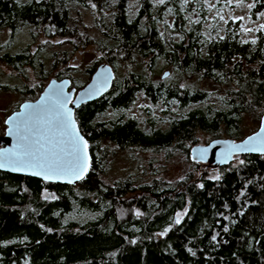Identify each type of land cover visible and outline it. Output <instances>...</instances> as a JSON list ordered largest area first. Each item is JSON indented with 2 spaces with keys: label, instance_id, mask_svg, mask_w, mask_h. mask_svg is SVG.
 Segmentation results:
<instances>
[{
  "label": "trees",
  "instance_id": "1",
  "mask_svg": "<svg viewBox=\"0 0 264 264\" xmlns=\"http://www.w3.org/2000/svg\"><path fill=\"white\" fill-rule=\"evenodd\" d=\"M138 1L144 5L141 11L161 17L151 12L152 0ZM128 2L0 0V30L11 36L28 35L31 26L47 38L69 39L73 52L94 45L101 55L84 67L83 80L73 74L77 69L69 65L71 53L35 52L27 43L10 51L5 44L0 49L3 64L24 74L31 67L38 77L27 86V99L38 98L50 77H69L79 89L101 62L109 63L115 74L104 95L75 110L91 157L79 183H52L0 170V264H264V154H237L229 164L214 165L217 176L196 167L175 182L157 175L154 167L148 178L132 171L116 179L106 176L120 150L178 151L191 159L190 148L202 143L200 133L205 142L242 140L245 116L259 128L264 29L245 39L240 21L229 19L218 34L217 25H203L209 15L206 0H164L156 12L165 10L176 20L188 11L195 19L174 21L180 35L174 39L166 22L161 33L158 21H133ZM77 4L98 13L99 39L83 30L80 10V16L72 14ZM250 11L253 19L263 13L264 0H251ZM159 59L180 76L205 80L213 89L194 80L182 85L169 76L153 78ZM139 94L151 102L161 100L163 114L151 116L147 110L149 117L143 119L127 114ZM211 96L219 104L210 103ZM110 111L114 115L106 117ZM74 212L85 216L79 219Z\"/></svg>",
  "mask_w": 264,
  "mask_h": 264
},
{
  "label": "rangeland",
  "instance_id": "2",
  "mask_svg": "<svg viewBox=\"0 0 264 264\" xmlns=\"http://www.w3.org/2000/svg\"><path fill=\"white\" fill-rule=\"evenodd\" d=\"M157 1V0H153ZM138 0H129V7L132 10L138 6ZM221 2L219 8L216 7V4ZM206 6L209 8V15L206 17V21L204 22V26L206 25V29L208 26H211L213 28L214 25H217L219 28L217 29L218 34L220 33L219 29H223L222 27L225 25V22L229 19H236L240 21V24L242 25V37L245 39H251L255 37V32L258 28H260V25H264V11L263 13H259L255 19H253L250 14V7L251 0H206ZM74 5V4H73ZM75 6V5H74ZM75 9L72 10V14L74 16H80L84 19L83 23L85 25V32L89 34L90 36H94V38H100L102 36L103 31L98 29L95 26V21H91L93 17L97 18L96 15L98 13H95L94 7L91 6H83L79 5ZM78 13L80 15L77 14ZM168 20H170L171 14L168 13ZM223 16V19H220V17ZM238 17H242L243 19H237ZM170 29H172V21H165ZM159 32L162 33L164 30L163 24L158 23ZM246 29H251V31H246ZM37 32L36 38L32 35ZM27 32L26 33H18L15 36H11L8 30L1 29L0 30V49H2L5 44H9L10 51L15 50L17 48L23 47L26 43L28 47H31V51L40 52L44 50L45 52H52L56 50H60V52H66V54H70L71 59L69 60V65H72L73 68H76L77 70L73 72L74 76L79 77L80 79H86L87 75L84 73V67L87 66V64L94 61L96 58H100V53L98 50L94 47V45H89L87 48H81L76 49L74 52L72 51L73 43L69 39L62 38V37H53V38H47L44 34V32L39 31L38 29H34V27L27 26ZM174 35V39H178L180 37L179 34H177L176 31ZM50 59V58H49ZM49 59H47L49 61ZM3 60L0 59V82H9L10 84L15 85L16 83L22 84L20 85L25 92H27V86L32 85L35 82H37L38 77L35 74V70H33L31 67H26V75H20L19 78H15L13 75L11 76L12 72H17L14 69H11L10 67L6 66L2 62ZM47 63V62H46ZM157 66L155 69H153L151 76L156 79H162V74L165 70H169V74L166 77H170L169 79L172 80H179V83L189 84L191 81H193V78H185L183 76H180L179 74L175 73L172 70V66L167 65L165 62H162L161 59L157 61ZM47 68L49 70V67L47 65ZM124 72L125 68H121L120 72ZM11 72V73H10ZM51 78V77H50ZM163 78V79H164ZM181 78V80H180ZM50 79H48L49 81ZM196 84L200 85L201 87H206L208 89H213L212 85L209 84L207 81H202L199 79L194 80ZM20 97L16 94L15 91L6 90V89H0V133H4L6 122L5 118L8 115L9 112H11V109L13 108L16 101H18ZM210 103H217L219 104V100L214 96H211V98L208 100ZM194 104L190 106H186V109H190L193 107ZM165 105L162 103L161 100H158L156 102H151V100L147 97H145L142 94H139V96L136 98V101L134 102V105L132 108H130L127 112V114L134 115L135 117H138L139 119H143L146 115L147 117V110H149V113L151 116L156 115L160 116L163 114V109ZM173 109H175V106H172ZM185 109V110H186ZM13 110V109H12ZM114 115L112 111L108 113V116ZM164 123V122H163ZM243 128L241 131L246 132L247 134L255 131L256 125L253 124L250 117L245 116L242 121ZM245 134V135H247ZM199 140L203 144L207 143L205 142L206 136L203 135V133H200L198 135ZM116 159L112 160L110 162L109 170L106 173V176L108 178H117V176L124 175L126 172H136L138 175L144 173V178H148L149 174H151V171L157 169L158 173L157 175H160L161 177L167 179V181L175 182L178 179H181V176L185 173L187 170L193 171L194 168L198 167L196 171L204 172V174L209 173L212 176H217L218 171L217 167H215L213 164L203 162V161H195L188 159L186 155L183 153H178V151H153L151 148L147 150L140 149H124L118 151V154L116 155ZM180 218H182L183 211L178 213ZM177 214V215H178ZM74 217H78L81 219V217L85 216V212H74L72 213Z\"/></svg>",
  "mask_w": 264,
  "mask_h": 264
},
{
  "label": "water",
  "instance_id": "3",
  "mask_svg": "<svg viewBox=\"0 0 264 264\" xmlns=\"http://www.w3.org/2000/svg\"><path fill=\"white\" fill-rule=\"evenodd\" d=\"M114 69L107 62H101L96 66V70L92 73L88 83L84 84L79 89H76L72 85V81L69 77L61 78H50L47 85H45L42 91L39 93L38 98L36 99H27L22 101L18 108L6 116L5 122L6 127L2 136H0V150L2 149H11L15 150L17 148V137L14 132V127L18 123V118L26 112V105H32L34 107L46 106L48 101L49 94L58 88H62L64 95L69 98L70 102L67 104V109L71 112V121L74 123L75 130L78 132L79 136L83 137L84 141H87L86 149V163L87 170L84 175L88 172L90 165V152L89 144L87 138L84 136V133L81 132L78 120L75 119V110L79 107L80 104L84 102H89L97 99L105 94V92L112 86L114 82ZM169 74V70H165L162 74V78ZM251 138V139H250ZM31 140L38 149L42 151H51L59 152L66 146L65 138L61 131L53 126H50L47 123L39 122L35 125L33 133L31 134ZM248 142L249 145H255L258 150L254 151H238L236 146L245 145ZM189 153L191 154V160L203 161L213 165L223 166L227 163H231L234 155L243 153H253L264 154V115L261 116L260 126L254 132L245 135L242 140H236L234 138L228 137H217L213 138L209 142L197 143L194 144ZM1 171H8L14 174H25L27 176H33L40 178V180L60 182V183H70L75 184L79 183L80 179H71L69 177H61L59 179H44L43 176L33 175L32 173L35 169H25L23 171H14L11 166L0 168ZM84 177V176H83Z\"/></svg>",
  "mask_w": 264,
  "mask_h": 264
},
{
  "label": "snow or ice",
  "instance_id": "4",
  "mask_svg": "<svg viewBox=\"0 0 264 264\" xmlns=\"http://www.w3.org/2000/svg\"><path fill=\"white\" fill-rule=\"evenodd\" d=\"M163 2L164 0H160V3ZM220 19H223V16ZM237 19L243 18L238 17ZM260 28L264 29V25H260ZM246 31H251V29H246ZM69 102L63 89L58 88L49 94L46 106L26 105V112L18 118V123L14 127L17 148L0 150V168L11 166L14 171L35 169L32 174L43 176L46 180L61 177L82 179L87 170V141H84L75 130L74 123L71 121V112L67 109ZM39 122L47 123L61 131L66 141V146L61 151L46 152L35 146L31 140V134ZM236 148L238 151L258 150L255 145H249L248 142ZM179 222L178 214L176 223ZM212 239L215 240L216 237Z\"/></svg>",
  "mask_w": 264,
  "mask_h": 264
},
{
  "label": "flooded vegetation",
  "instance_id": "5",
  "mask_svg": "<svg viewBox=\"0 0 264 264\" xmlns=\"http://www.w3.org/2000/svg\"><path fill=\"white\" fill-rule=\"evenodd\" d=\"M152 2H153V8H152V13L154 12L155 13V15L156 16H160L161 15V17H158V18H152V17H150L149 15H147V12H145L146 10H144L143 9V11H141V8H142V6H144L142 3H141V1H138L137 3H138V6L136 7V9L134 8L133 10L131 9V8H128L127 7V13H128V15L129 16H132L134 19H133V21H139V22H143V21H152V20H154V21H158V22H160L161 23V25L163 24V22H165V21H172V23L174 22V21H194L195 19H193V14L191 13V12H184L183 13V15L182 16H184V17H179L178 19H176L175 20V16H174V14H172V13H169V14H171V19L170 20H168V18H170L169 16H168V13L164 10L163 12H161V13H158V12H156V10H157V6L160 4V6H161V3H160V0H157V1H153L152 0ZM144 8V7H143ZM156 9V10H155ZM142 12V13H141ZM91 21H97V18H95V17H93V19L91 20ZM98 21H100V19H98ZM173 25V24H172ZM174 31H175V29L174 28H172ZM172 34H173V32H172ZM7 66V65H6ZM9 67V66H8ZM27 67V66H26ZM25 67V68H26ZM13 69V68H12ZM15 71H17V72H10L11 73V76L13 75L15 78H19L20 77V75L18 74V73H20L21 75H26V73L24 74L22 71H19V70H17V69H14ZM17 84H19V83H16L15 85H13V84H10L9 82H0V89H6V90H11V91H15L16 92V94L20 97V99H18V101H16V103L14 104V106H13V110L11 109V112H13V111H15L17 108H18V106H19V104L22 102V101H26L27 100V98H28V96H26L25 94L27 93V92H24V91H22V90H24V89H22V90H19V89H21L22 87L21 86H19L20 88H18L16 85ZM20 85H22V84H20ZM23 86V85H22ZM11 112H9L8 113V115L11 113Z\"/></svg>",
  "mask_w": 264,
  "mask_h": 264
},
{
  "label": "bare ground",
  "instance_id": "6",
  "mask_svg": "<svg viewBox=\"0 0 264 264\" xmlns=\"http://www.w3.org/2000/svg\"><path fill=\"white\" fill-rule=\"evenodd\" d=\"M47 85V84H46Z\"/></svg>",
  "mask_w": 264,
  "mask_h": 264
}]
</instances>
